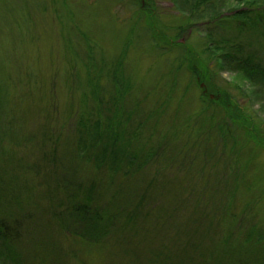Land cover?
Segmentation results:
<instances>
[{"label": "rangeland", "instance_id": "rangeland-1", "mask_svg": "<svg viewBox=\"0 0 264 264\" xmlns=\"http://www.w3.org/2000/svg\"><path fill=\"white\" fill-rule=\"evenodd\" d=\"M196 1L0 0V264H264V0Z\"/></svg>", "mask_w": 264, "mask_h": 264}, {"label": "trees", "instance_id": "trees-1", "mask_svg": "<svg viewBox=\"0 0 264 264\" xmlns=\"http://www.w3.org/2000/svg\"><path fill=\"white\" fill-rule=\"evenodd\" d=\"M209 0H198L196 1L197 4H203L208 2ZM239 2H246L248 0H238ZM224 59V60H223ZM221 59V61L223 60V63L225 64L230 63V64H236L238 63V65H240V67H231L234 70H236L239 74L243 75L246 79H248L249 81H252L253 83H258L260 81V79H264V70L263 69H259L257 67H252L251 64L248 63V61L246 60L245 62H243L242 59H239V56L234 55V51L232 50V52L229 53H225L224 58ZM233 62V63H232ZM0 95H1V91H0ZM226 95V94H225ZM226 97V96H224ZM3 101V99H0V104ZM213 119H210L209 124L210 125H214L212 124ZM211 128V127H210ZM217 128L218 132H220L221 134L224 132V129H220L219 126L216 127L215 125L211 128V129H215ZM202 132V129L199 127V129L197 130V138L200 139V134ZM72 212V211H71ZM75 212H79L77 209H75ZM77 219L75 220H84V216H82V212L80 211V216L76 217ZM10 223L9 220L5 219V218H1L0 219V243L1 245L4 247L7 243L12 244V241H16L17 235L16 232L14 230L13 224H11V226L8 224ZM92 229V228H91ZM68 230V228H67ZM93 231L98 230V229H92ZM77 235V233H75ZM229 253L231 254L232 252L230 251V249L228 248Z\"/></svg>", "mask_w": 264, "mask_h": 264}]
</instances>
